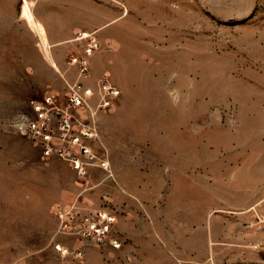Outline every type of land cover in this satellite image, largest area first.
<instances>
[{"label":"rangeland","instance_id":"374dc122","mask_svg":"<svg viewBox=\"0 0 264 264\" xmlns=\"http://www.w3.org/2000/svg\"><path fill=\"white\" fill-rule=\"evenodd\" d=\"M99 1L112 21L133 13L134 49L146 57L134 73L111 75L121 100L95 117L109 165L85 182L21 132L33 103L62 87L11 81L23 68L2 54L18 44L0 34V80L9 78L0 81V264H57L53 207L117 214L120 183L133 192L134 219L146 184L170 194L167 242L183 259L264 264V0Z\"/></svg>","mask_w":264,"mask_h":264},{"label":"crops","instance_id":"0c3cea01","mask_svg":"<svg viewBox=\"0 0 264 264\" xmlns=\"http://www.w3.org/2000/svg\"><path fill=\"white\" fill-rule=\"evenodd\" d=\"M117 13L120 16L112 21L110 8L104 9L99 0H0V34L12 35L11 40L18 44L14 49L4 50L3 59L9 61L5 65L23 68L22 74L10 75L17 77L11 81L59 85L62 89L58 96L62 97L67 91L66 84L80 81L96 89L104 75L118 87L116 80L113 81L115 74L134 73L136 65L144 64L142 60L146 56L142 52L136 53L134 49L133 13L128 8L125 12ZM80 32L91 33L99 45L92 55L86 57L87 76H81L79 67L69 62V56L83 55L85 41L76 39ZM39 39L47 44L46 49L38 48ZM136 58H139L138 64ZM143 180L150 181L149 177ZM161 189L146 184L144 190L150 199L143 201L141 215L140 212L135 214L134 219L133 211L129 208L134 198L133 192L120 183L116 192L121 194L123 201L122 207L116 210L118 221L109 239L100 244L64 232L57 225L60 236L56 244L67 248L69 253L62 255L53 248L54 262L195 264L192 254L183 259L179 253L180 247L178 249L176 244L170 246L167 242L165 208L170 194L166 195L167 191ZM68 197V191L60 195L63 200H68ZM261 200L256 199L250 205L264 203V198ZM111 240H118L120 247L114 248ZM238 242L244 243V239Z\"/></svg>","mask_w":264,"mask_h":264},{"label":"built area","instance_id":"2783aa9c","mask_svg":"<svg viewBox=\"0 0 264 264\" xmlns=\"http://www.w3.org/2000/svg\"><path fill=\"white\" fill-rule=\"evenodd\" d=\"M78 40L85 41L82 56H69V62L79 67V74L87 76L86 57L98 48V42L91 33L81 32ZM121 92L106 75L97 88L80 81L68 85L63 99L47 93L32 105V117L20 124V130L39 147L44 158H57L67 163L82 182L89 177L92 167L108 168V160L98 154L95 148L97 130L96 114L110 110L119 101ZM53 214L60 229L81 239L100 244L111 236L118 221L117 214L108 208L82 211L74 204H57ZM114 248L120 247L118 240L110 241ZM55 250L62 255L68 249L55 244Z\"/></svg>","mask_w":264,"mask_h":264},{"label":"bare ground","instance_id":"6f19581e","mask_svg":"<svg viewBox=\"0 0 264 264\" xmlns=\"http://www.w3.org/2000/svg\"><path fill=\"white\" fill-rule=\"evenodd\" d=\"M243 239V238H242Z\"/></svg>","mask_w":264,"mask_h":264}]
</instances>
